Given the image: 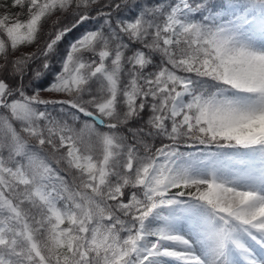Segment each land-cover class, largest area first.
I'll return each mask as SVG.
<instances>
[{"label":"snow or ice","instance_id":"1","mask_svg":"<svg viewBox=\"0 0 264 264\" xmlns=\"http://www.w3.org/2000/svg\"><path fill=\"white\" fill-rule=\"evenodd\" d=\"M2 7L0 264H264V0Z\"/></svg>","mask_w":264,"mask_h":264},{"label":"trees","instance_id":"2","mask_svg":"<svg viewBox=\"0 0 264 264\" xmlns=\"http://www.w3.org/2000/svg\"><path fill=\"white\" fill-rule=\"evenodd\" d=\"M3 4H11V0H0V14H3L5 9L2 7ZM11 11H17L16 9H12ZM25 17L21 16L20 19H24Z\"/></svg>","mask_w":264,"mask_h":264},{"label":"rangeland","instance_id":"3","mask_svg":"<svg viewBox=\"0 0 264 264\" xmlns=\"http://www.w3.org/2000/svg\"><path fill=\"white\" fill-rule=\"evenodd\" d=\"M23 50H24L25 52H31V51L34 50V48H33V47H28V48H24Z\"/></svg>","mask_w":264,"mask_h":264}]
</instances>
